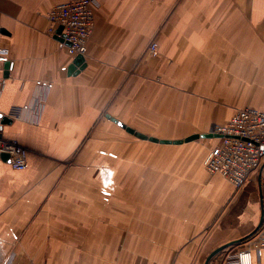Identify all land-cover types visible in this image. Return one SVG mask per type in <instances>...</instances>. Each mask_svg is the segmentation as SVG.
<instances>
[{
    "label": "crops",
    "instance_id": "0c3cea01",
    "mask_svg": "<svg viewBox=\"0 0 264 264\" xmlns=\"http://www.w3.org/2000/svg\"><path fill=\"white\" fill-rule=\"evenodd\" d=\"M66 1L0 0V50L12 62L3 66L0 114L13 120L2 134L29 154L24 171L0 157V264H113L117 251L132 253L127 264H206L250 236L262 219L264 171L236 191L220 175L207 181L204 160L219 138L204 148L139 139L146 144H137L135 168L150 173L137 178L128 246L127 195L114 194L110 138L128 133L116 122L161 140L209 134L191 125L206 116L174 114L175 92H215L214 106L264 109V0H97L87 66L71 75L76 58L49 19ZM154 41L158 56L149 52ZM178 98L182 107L192 101ZM252 238L210 264H224ZM252 255L264 264V250Z\"/></svg>",
    "mask_w": 264,
    "mask_h": 264
},
{
    "label": "built area",
    "instance_id": "2783aa9c",
    "mask_svg": "<svg viewBox=\"0 0 264 264\" xmlns=\"http://www.w3.org/2000/svg\"><path fill=\"white\" fill-rule=\"evenodd\" d=\"M97 0H68L55 6L49 14L51 33L63 28L60 37L68 45V52L77 58L88 52V44L95 29V8ZM149 52L158 56L159 44L152 42ZM7 50H0V87L3 66L12 62ZM46 89L52 88L49 82L38 84ZM211 133L218 134L220 143L213 147L204 166L210 175H220L236 191L242 190L253 176L259 174L264 166V109L244 107L223 125H215ZM0 154L10 156L13 169L24 171L28 167V150L17 141L0 138ZM253 250H264V225L248 245L237 254L229 256L224 264H252Z\"/></svg>",
    "mask_w": 264,
    "mask_h": 264
},
{
    "label": "rangeland",
    "instance_id": "374dc122",
    "mask_svg": "<svg viewBox=\"0 0 264 264\" xmlns=\"http://www.w3.org/2000/svg\"><path fill=\"white\" fill-rule=\"evenodd\" d=\"M176 94V104L174 107V114L175 115H180L182 113H187L188 111L190 112V115L196 118H201L202 116H206L207 117V121L206 122H201V121H193L195 123H191L192 128L196 127L197 124V128L199 129V125H204V127L208 130V133H211V131L213 130L214 126L216 124H212L211 119H217L220 120L219 122H225L224 120H226V116L228 115V113H231L235 110H239L241 108H232V107H219V106H214L213 104H215L216 101L213 100L215 92H204V91H184V92H175ZM178 94H182L185 96H190L191 97V102L188 103V105L182 107V105L180 104V102H182V100L180 101L178 98ZM211 95V96H209ZM205 97V98H204ZM206 102V105H204ZM202 103L204 106L199 104ZM229 116V115H228ZM195 119V118H192ZM211 122V123H210ZM182 125L180 123H176L175 124V131H178V127ZM186 125V124H185ZM150 127L153 128L151 129L152 131L158 132V130H161V124H150ZM139 139H137L135 136L130 135L128 133H124V135H119L117 132L114 133L113 131L111 132V138H110V147H111V165L113 168H115V171L113 173L114 178L116 180V185L114 188H116L114 194L118 195V190L121 192L122 197H126L127 195V201L126 205H125V211L127 214V245L128 246H134V220H135V206L136 204L134 203L135 199V193L138 189H140V187H136V182L141 178V176L143 175V178H145L150 171L149 170H141V167H137V169L135 168V150L136 148H139L137 144H146V143H141L140 141H138ZM96 145L98 140L96 139ZM139 142V143H138ZM209 142L208 139H199L194 141L192 144L194 145H190L193 146L194 148H204L205 145ZM106 147V146H105ZM101 148V146H100ZM120 148H125V154H123V159L120 157L119 155V149ZM212 148L210 147L209 152ZM202 150V149H201ZM208 152V154H209ZM207 154V156H208ZM206 156V158H207ZM102 155H98L97 158V163L98 164H102ZM206 160V159H205ZM204 160V162H205ZM125 162L126 164V169H123V167L121 168V170L119 169L118 163L123 164ZM207 181L210 182L211 180L214 179L215 176L210 175L207 170ZM98 173H96L97 175ZM138 178V180H137ZM123 179L128 180V182L126 183V188H124L123 186H118L119 183H123ZM147 194L150 193L149 188H146ZM158 189L160 190L161 188L158 187ZM117 197V196H116ZM113 203H115L118 207V209H120L119 207H122L123 202L121 201H114ZM144 206V205H143ZM113 207V205H112ZM144 208V207H143ZM148 210L143 209V212H145V214L148 212L147 214V218H149V206L147 208ZM140 212V211H139ZM138 213V212H137ZM145 237L147 239H149L151 236L149 234V230L147 233H144ZM143 234V235H144ZM131 251V250H130ZM225 254H230V253H224ZM82 255V254H81ZM95 255V254H94ZM97 255V256H96ZM96 260H99L98 256L100 254H96ZM132 253H122L117 251L116 254H114V256L112 255L111 257V262L113 264H119V263H123V264H127L128 260H130V262L134 261V257L131 256ZM131 258V259H130ZM218 258L222 259V256H219ZM220 260V259H219ZM223 260V259H222ZM100 261V260H99Z\"/></svg>",
    "mask_w": 264,
    "mask_h": 264
},
{
    "label": "water",
    "instance_id": "95a60500",
    "mask_svg": "<svg viewBox=\"0 0 264 264\" xmlns=\"http://www.w3.org/2000/svg\"><path fill=\"white\" fill-rule=\"evenodd\" d=\"M62 31H63V28H60L59 31L57 32L56 37L60 41L64 42V40L62 38H60V34L62 33ZM86 66H87L86 58L83 55H79L75 59L73 65L70 67L69 73H70V75L77 73L78 71L83 70ZM12 123H13V120L11 118H9L7 116H3L2 114H0V138H3V134H2L3 127L5 125H10ZM116 123L120 127H122L123 129H125L129 134L135 136L136 138H138L140 140H145V141H150V142L160 143V144H176L177 145V144H184V143L193 142V141H196L199 139L221 138V136L218 134L209 133V134H194V135H192V136H190L184 140H175V141H173V140H161V139H158L156 137L148 136V135H145L141 132H138L137 130L133 129L132 127L127 126L126 124H124L122 122H116ZM0 157H2L4 160H8V161L10 158V156L8 154H0ZM263 171H264V166L261 170V174H260L261 178H262ZM261 198H262V202H264L263 194H262ZM263 225H264V209H263V214H262V219H261L260 225L250 236H248L247 238H244L243 240H240L238 242H232V243L226 244V245L216 249L214 252H212L209 255L206 264H210V262L213 258H215L217 255H219L220 253H222L223 251H225L229 247L235 245L236 243L246 241V240L252 238L253 236H255L260 231V229L263 227Z\"/></svg>",
    "mask_w": 264,
    "mask_h": 264
},
{
    "label": "bare ground",
    "instance_id": "6f19581e",
    "mask_svg": "<svg viewBox=\"0 0 264 264\" xmlns=\"http://www.w3.org/2000/svg\"><path fill=\"white\" fill-rule=\"evenodd\" d=\"M204 126V125H203Z\"/></svg>",
    "mask_w": 264,
    "mask_h": 264
}]
</instances>
